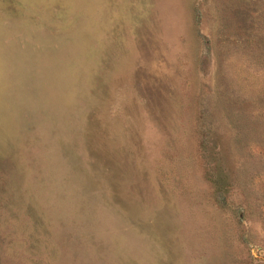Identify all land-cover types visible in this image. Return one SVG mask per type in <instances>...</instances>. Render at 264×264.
<instances>
[{"label": "rangeland", "instance_id": "rangeland-1", "mask_svg": "<svg viewBox=\"0 0 264 264\" xmlns=\"http://www.w3.org/2000/svg\"><path fill=\"white\" fill-rule=\"evenodd\" d=\"M0 264H264V0H0Z\"/></svg>", "mask_w": 264, "mask_h": 264}]
</instances>
